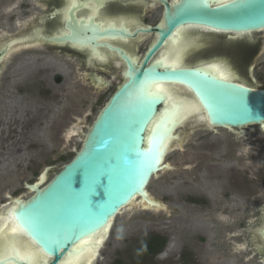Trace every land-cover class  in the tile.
<instances>
[{
  "label": "water",
  "instance_id": "obj_1",
  "mask_svg": "<svg viewBox=\"0 0 264 264\" xmlns=\"http://www.w3.org/2000/svg\"><path fill=\"white\" fill-rule=\"evenodd\" d=\"M161 1L165 5L164 26L157 28V43L144 65L138 68L122 55L128 63L127 82L100 111L84 135L81 149L47 183L39 184L45 176L47 180L51 167L41 174L39 182L26 184L32 194L27 199L14 198L13 205L3 212L11 216L13 224L2 236L15 234L23 245L40 254L41 261L46 259L42 264H62L83 244L96 245L98 258L103 239L88 240L113 226V219L131 208L136 199L143 210L166 209L151 196L148 186L159 173L172 169L165 157L172 148L170 143L183 138L177 132L183 125L231 131L264 127V89L222 80L204 68L146 66L185 27L225 34L264 31V0ZM93 32H98L96 27ZM51 40L98 45L93 38H79L77 34ZM174 85L190 88L199 104L181 99L170 89ZM195 114L200 117L190 120ZM255 229L254 246L264 248V224ZM8 261L28 264L17 255L0 260V264Z\"/></svg>",
  "mask_w": 264,
  "mask_h": 264
},
{
  "label": "flooded vegetation",
  "instance_id": "obj_2",
  "mask_svg": "<svg viewBox=\"0 0 264 264\" xmlns=\"http://www.w3.org/2000/svg\"><path fill=\"white\" fill-rule=\"evenodd\" d=\"M176 1L179 0H168L170 4ZM226 1H216L215 4ZM164 12L165 5L161 0H0V71L10 64L19 72L16 75L17 82L14 84L19 99L29 97L33 89L40 97L52 98L54 96L52 80L58 85L65 82L61 73H57L50 80L54 66L65 71H69L71 66L75 67L80 86L91 91L108 90L115 84L114 94L127 82L128 63L122 55L130 58L138 68L144 65L150 49L157 43L159 37L157 28L164 26ZM6 22L12 27L6 26ZM94 27L97 28V33H92ZM73 34H77L79 38H93L98 45L91 42L72 43L69 40L56 43L51 40L55 37L69 38ZM167 46L160 48L146 66L157 64L161 67L172 65L204 68L222 80L264 89V31L225 34L204 28L185 27L169 40ZM22 70L34 73L30 78L21 81L19 75ZM60 78L61 81H58ZM7 85L5 80L0 83L2 97L7 93ZM170 89L181 96V99L199 104L198 98L190 88L174 85L170 86ZM25 101L29 102L27 98ZM18 104H21L20 100ZM64 116L67 120L79 121L83 114L72 106L65 110ZM26 117L29 119L27 127L31 128L33 116L27 114ZM198 117L200 115L195 114L189 118L196 120ZM254 127L258 130L256 133H264V127L260 125L229 131L242 138L253 134ZM72 131L75 130L64 128L59 134L68 140L70 134L75 135ZM179 134L183 137L181 133ZM183 138L179 142H182ZM243 144L244 142L236 148L250 149L249 157L252 158L251 161H247L248 167H242L243 169L239 167L238 172L232 174L228 171L211 172L210 187L212 191H220V194L205 193V199L203 196H194L189 200L192 204L204 205L206 210L216 212L217 215L219 210L214 209L217 208V201L226 204L238 203V209L243 203L254 202L255 213L259 218L257 229L264 224V139L257 136L253 137L252 145L245 147ZM225 156L226 159H230L228 153ZM51 173L52 170L47 174V178ZM39 180L40 177L35 181H24L25 190L30 195L32 193L26 188V184H33ZM7 189L9 193L5 194V197L8 198V204L0 211V224H3L0 233L7 228L8 216L6 217L3 212L8 206L13 205L15 194L10 193L12 190L10 187ZM14 236L16 235H12L11 240L1 239L4 245L0 247V259L14 255L15 249L21 259L29 257L28 254H22L23 245L18 247L13 244L7 245V242L18 241ZM258 238L262 243L259 235ZM4 250L10 252L6 253ZM28 251L31 252L32 249L28 248ZM32 252L38 257L35 259L37 264L46 262V259L41 261L38 253Z\"/></svg>",
  "mask_w": 264,
  "mask_h": 264
},
{
  "label": "rangeland",
  "instance_id": "obj_3",
  "mask_svg": "<svg viewBox=\"0 0 264 264\" xmlns=\"http://www.w3.org/2000/svg\"><path fill=\"white\" fill-rule=\"evenodd\" d=\"M6 26L12 27L8 22ZM18 73L10 64L0 71V83H8L6 95L2 97L0 93V211L8 204V187L12 189L10 193L15 192L13 198L27 199L30 193L25 190L24 181L39 179L51 166L52 173L46 180L49 181L75 156L84 135L116 89L114 84L108 90H88L80 86L75 67L65 71L54 66L50 80L61 73L65 82L58 85L52 80V98L40 97L33 89L29 97L19 99L14 85ZM20 73L23 81L34 72ZM72 106L83 114L79 121L64 116ZM27 114L33 116L31 128L27 127ZM193 126L189 123L177 130L184 138L174 143L166 158L172 169L159 173L148 187L151 196L166 207L165 211L142 207L123 211L93 264H112L117 258H122L123 264H264V248L253 245V229L259 222L256 203H243L238 209V203L217 201V215L189 200L194 196L205 199V193L220 194L210 187L211 172L232 174L239 167L247 168V161L252 158L250 149L236 147L243 142L245 147L250 146L253 137L264 139V133L258 134L253 128L256 136L250 133L240 138L226 129ZM64 128L78 134L67 140L59 134ZM227 153L230 159H226ZM150 234L166 237L167 245L155 259L143 257L138 262L137 244Z\"/></svg>",
  "mask_w": 264,
  "mask_h": 264
},
{
  "label": "bare ground",
  "instance_id": "obj_4",
  "mask_svg": "<svg viewBox=\"0 0 264 264\" xmlns=\"http://www.w3.org/2000/svg\"><path fill=\"white\" fill-rule=\"evenodd\" d=\"M183 34V33H182ZM183 41V40H182ZM181 43V42H180ZM169 44H171V42L169 43ZM168 47V46H167ZM168 50V49H167ZM167 52V51H166ZM168 55V54H167ZM175 67V66H174ZM184 120H186V119H184ZM78 132L77 131H72V134H77ZM72 135L70 134V136H69V138L71 137ZM171 142V141H170ZM170 145H173V142H171L170 143ZM167 156V155H166ZM166 158V157H165ZM166 161V160H165ZM46 177V176H45ZM45 177L43 178V179H41V181H40V183L39 184H44V182L46 181L45 180ZM45 180V181H44ZM138 202V203H137ZM135 205V206H134ZM133 207H142V205L140 204V202H139V200L138 199H136L135 200V202L133 203V205H132V207L131 208H133ZM131 208H129V209H131ZM5 218V217H4ZM117 218V217H116ZM115 218V219H116ZM115 219H113V223L112 224H114V221H115ZM9 220V221H8ZM8 220H7V225H9V224H13V222H12V220H11V216H8ZM7 225H6V227H7ZM112 227L113 226H111V227H108V229H107V231H104L103 233H101L100 235L101 236H94L93 238H91V239H89L88 241L89 242H91V241H93V240H95V239H97V238H99V237H101L103 240V242L102 243H105L106 242V240H107V236L109 237V234H110V232H111V229H112ZM17 230V232L15 231V233H17V235H19V236H21V233L19 232V230L18 229H16ZM3 233V232H2ZM2 233H0V243H2V245H4V241H2L1 239L2 238H4V239H7V238H11V239H13L12 238V235H15V234H11L10 236H8V235H5V236H2ZM105 236H106V238H105ZM15 237V239L16 240H18V241H14L13 243L12 242H10V243H8L7 242V245H11V244H13V246L14 245H17V247H18V245H23V243L19 240V238L17 237V236H14ZM10 239V240H11ZM84 245V244H83ZM81 246L79 249V251L78 252H73L71 255H69L66 259H65V261L62 263V264H84V261H86V263L85 264H92L93 263V261L96 259V254H95V249H97V247H96V245H88V246ZM20 247V246H19ZM27 247V248H26ZM16 248V247H15ZM28 248H31L30 247V245H23V246H21V249H22V252H23V250H24V253H22L21 251V253L22 254H24V255H27L28 254V258H25V259H21V257L19 256V253L17 252V249H15V251H14V255H17L21 260H27V262H28V264H35L36 262H35V259L36 258H38L36 255H35V253L34 252H32V251H35L33 248H31L32 249V251L31 252H29L28 251ZM1 249V248H0ZM12 249V248H11ZM20 249V248H19ZM100 249L98 248V251H99ZM19 251V250H18ZM4 252H6V253H8V252H10V250H4ZM12 252H13V250H12ZM36 253H38L37 251H35ZM99 253H100V251H99ZM22 254H21V256H22ZM39 254V253H38ZM14 255H11V256H14ZM11 256H7V257H11ZM39 256H40V254H39ZM7 257H4V258H7ZM23 257V256H22ZM26 257V256H25ZM4 258H2V259H4ZM2 259H0V260H2ZM40 260V259H39ZM45 260V259H44ZM5 264H14L12 261H8V262H6ZM37 264V263H36Z\"/></svg>",
  "mask_w": 264,
  "mask_h": 264
},
{
  "label": "trees",
  "instance_id": "obj_5",
  "mask_svg": "<svg viewBox=\"0 0 264 264\" xmlns=\"http://www.w3.org/2000/svg\"><path fill=\"white\" fill-rule=\"evenodd\" d=\"M167 242V238L159 234H150L143 237L137 244L139 256L136 261L139 262V259L143 257L156 258L165 249ZM122 261V258H117L112 264H123Z\"/></svg>",
  "mask_w": 264,
  "mask_h": 264
},
{
  "label": "snow or ice",
  "instance_id": "obj_6",
  "mask_svg": "<svg viewBox=\"0 0 264 264\" xmlns=\"http://www.w3.org/2000/svg\"><path fill=\"white\" fill-rule=\"evenodd\" d=\"M69 34H71V33H69ZM161 91H163V89H161ZM14 231V230H13Z\"/></svg>",
  "mask_w": 264,
  "mask_h": 264
}]
</instances>
